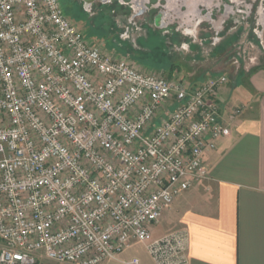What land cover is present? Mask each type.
Returning <instances> with one entry per match:
<instances>
[{
  "label": "built area",
  "instance_id": "obj_1",
  "mask_svg": "<svg viewBox=\"0 0 264 264\" xmlns=\"http://www.w3.org/2000/svg\"><path fill=\"white\" fill-rule=\"evenodd\" d=\"M171 75L90 41L60 0H0V264H106L133 242L186 264V230L151 228L238 109L222 119L224 74Z\"/></svg>",
  "mask_w": 264,
  "mask_h": 264
},
{
  "label": "crops",
  "instance_id": "obj_2",
  "mask_svg": "<svg viewBox=\"0 0 264 264\" xmlns=\"http://www.w3.org/2000/svg\"><path fill=\"white\" fill-rule=\"evenodd\" d=\"M139 2L136 0L137 6ZM240 19L243 17L237 15L233 21L241 26ZM101 42L107 48L105 41L97 40L96 44ZM212 61L214 65H207L192 78L195 82L188 83L195 85L211 75H226L215 68L217 60ZM171 70L187 74L178 67ZM226 77L227 82L218 89V102L224 121L233 108L238 109L228 122L230 134L219 138L214 149L204 151L206 178L177 196L163 212L160 224L151 228L155 238L180 228L186 230V264H264V60ZM132 259L154 264L148 252L138 256L129 247L116 261L106 264H124Z\"/></svg>",
  "mask_w": 264,
  "mask_h": 264
},
{
  "label": "rangeland",
  "instance_id": "obj_3",
  "mask_svg": "<svg viewBox=\"0 0 264 264\" xmlns=\"http://www.w3.org/2000/svg\"><path fill=\"white\" fill-rule=\"evenodd\" d=\"M60 1L93 43L105 41L107 50L114 48L158 73L169 75L171 67L194 72L190 77L171 70L187 83L215 59V68L227 76L264 60V2L259 0H141L138 7L136 0ZM237 15L243 17L241 26L233 21ZM159 16L163 23L157 22ZM129 250L147 253L141 242Z\"/></svg>",
  "mask_w": 264,
  "mask_h": 264
},
{
  "label": "flooded vegetation",
  "instance_id": "obj_4",
  "mask_svg": "<svg viewBox=\"0 0 264 264\" xmlns=\"http://www.w3.org/2000/svg\"><path fill=\"white\" fill-rule=\"evenodd\" d=\"M87 1H89V0H87ZM139 5H140V2H139ZM139 5H138V6H139ZM138 6H137V7H138ZM157 22H158V23H163V22H162V17H161V16H159V17L157 18Z\"/></svg>",
  "mask_w": 264,
  "mask_h": 264
},
{
  "label": "trees",
  "instance_id": "obj_5",
  "mask_svg": "<svg viewBox=\"0 0 264 264\" xmlns=\"http://www.w3.org/2000/svg\"><path fill=\"white\" fill-rule=\"evenodd\" d=\"M171 74V72H169Z\"/></svg>",
  "mask_w": 264,
  "mask_h": 264
}]
</instances>
